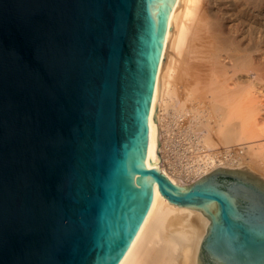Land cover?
Listing matches in <instances>:
<instances>
[{
    "label": "water",
    "instance_id": "95a60500",
    "mask_svg": "<svg viewBox=\"0 0 264 264\" xmlns=\"http://www.w3.org/2000/svg\"><path fill=\"white\" fill-rule=\"evenodd\" d=\"M173 0H0V264H119L152 204L198 209L200 264H264V179L153 166ZM146 161L148 165H146Z\"/></svg>",
    "mask_w": 264,
    "mask_h": 264
},
{
    "label": "bare ground",
    "instance_id": "6f19581e",
    "mask_svg": "<svg viewBox=\"0 0 264 264\" xmlns=\"http://www.w3.org/2000/svg\"><path fill=\"white\" fill-rule=\"evenodd\" d=\"M148 121L151 162L174 183L218 166L245 165L264 179V0H173ZM170 124L196 160L175 173L161 156ZM208 224L202 211L170 203L154 185L119 264H200Z\"/></svg>",
    "mask_w": 264,
    "mask_h": 264
},
{
    "label": "rangeland",
    "instance_id": "374dc122",
    "mask_svg": "<svg viewBox=\"0 0 264 264\" xmlns=\"http://www.w3.org/2000/svg\"><path fill=\"white\" fill-rule=\"evenodd\" d=\"M172 127H171V126ZM167 128H165L164 126V131L163 128H161L162 133H161V156H162V160L163 163L167 160V158H169V160L166 161V163H164V165L166 166V168L171 172V173H175V171L173 169H175L174 166H179V167H187L188 165H192L193 163L196 162V160H194V157L191 161L190 156L192 157L191 154H187L184 153V147L188 146L187 145V139L185 141V138H183L184 136L181 133L180 130H178L177 126L170 124ZM169 128V130H167ZM172 128V129H171ZM177 129V130H176ZM166 131V132H165ZM179 131V132H178ZM183 136V137H182ZM182 137V139H181ZM177 140V142H176ZM182 141H185L184 143ZM185 144V145H180L181 143ZM180 143V144H179ZM186 154V155H185ZM165 158V159H164ZM165 160V161H164ZM171 160V161H170ZM195 161V162H193ZM168 162V164H167ZM172 162L171 166L169 165ZM189 162H193V163H189ZM174 163V164H173ZM168 165V166H167ZM182 178L188 179V175H184L181 176ZM190 181V180H189Z\"/></svg>",
    "mask_w": 264,
    "mask_h": 264
}]
</instances>
